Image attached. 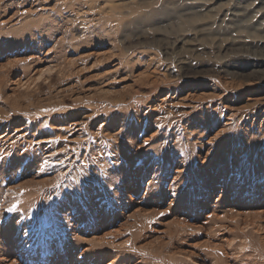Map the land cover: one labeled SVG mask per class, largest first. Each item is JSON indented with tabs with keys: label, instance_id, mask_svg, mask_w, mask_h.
Masks as SVG:
<instances>
[{
	"label": "rangeland",
	"instance_id": "rangeland-1",
	"mask_svg": "<svg viewBox=\"0 0 264 264\" xmlns=\"http://www.w3.org/2000/svg\"><path fill=\"white\" fill-rule=\"evenodd\" d=\"M0 264H264V0H0Z\"/></svg>",
	"mask_w": 264,
	"mask_h": 264
},
{
	"label": "snow or ice",
	"instance_id": "snow-or-ice-1",
	"mask_svg": "<svg viewBox=\"0 0 264 264\" xmlns=\"http://www.w3.org/2000/svg\"><path fill=\"white\" fill-rule=\"evenodd\" d=\"M14 208H9L8 211H13ZM161 215H163V213H161Z\"/></svg>",
	"mask_w": 264,
	"mask_h": 264
}]
</instances>
